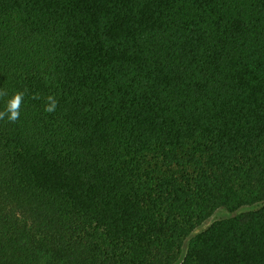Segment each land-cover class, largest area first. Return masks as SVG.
Segmentation results:
<instances>
[{"label":"trees","instance_id":"16d2710c","mask_svg":"<svg viewBox=\"0 0 264 264\" xmlns=\"http://www.w3.org/2000/svg\"><path fill=\"white\" fill-rule=\"evenodd\" d=\"M17 92L0 264H264V0H0Z\"/></svg>","mask_w":264,"mask_h":264},{"label":"rangeland","instance_id":"374dc122","mask_svg":"<svg viewBox=\"0 0 264 264\" xmlns=\"http://www.w3.org/2000/svg\"><path fill=\"white\" fill-rule=\"evenodd\" d=\"M262 205H263L262 203H258V204H254V205L244 206L235 212H230L229 210H227L225 208H220L210 218H208L201 226L196 228L194 230L193 234L191 235V237L205 231L216 221L228 219V218L234 217V216H236L240 213H243V212L256 210V209L260 208ZM190 238H188L184 243L183 250H182V256H184V254L187 251Z\"/></svg>","mask_w":264,"mask_h":264},{"label":"clouds","instance_id":"9594fccd","mask_svg":"<svg viewBox=\"0 0 264 264\" xmlns=\"http://www.w3.org/2000/svg\"><path fill=\"white\" fill-rule=\"evenodd\" d=\"M0 95H5V93H0ZM23 98L24 94L21 92H17L16 94H14L6 102L5 110L3 112H0V119H3L5 116H7V119L10 122L17 121L20 117L21 102ZM49 100L51 101V103L46 105L45 111L53 112L56 107V102L52 99V97H49Z\"/></svg>","mask_w":264,"mask_h":264}]
</instances>
